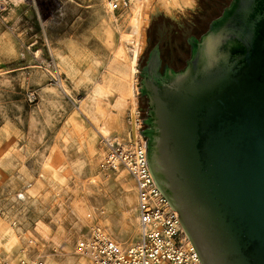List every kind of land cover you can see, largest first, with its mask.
I'll return each mask as SVG.
<instances>
[{
	"label": "rangeland",
	"instance_id": "rangeland-1",
	"mask_svg": "<svg viewBox=\"0 0 264 264\" xmlns=\"http://www.w3.org/2000/svg\"><path fill=\"white\" fill-rule=\"evenodd\" d=\"M107 1L0 0V258L9 264L35 258L78 264L77 256L62 253L66 233L74 249L90 232H72L74 193L88 197L103 228L105 216L122 223L125 207L134 208L132 178L99 167L106 140L98 129L104 117H113L109 109L127 82L121 76L134 38L128 19L139 0L115 10L116 23L104 20L112 13ZM230 2L192 0L169 14L159 8L146 13L131 79L137 142L148 139L141 132L148 128L142 122L147 98L139 88L149 51L157 43L163 64L183 69L191 55L187 39L199 41ZM131 119L128 107L124 120ZM130 215V235H111L122 245L137 238L135 211Z\"/></svg>",
	"mask_w": 264,
	"mask_h": 264
},
{
	"label": "water",
	"instance_id": "water-1",
	"mask_svg": "<svg viewBox=\"0 0 264 264\" xmlns=\"http://www.w3.org/2000/svg\"><path fill=\"white\" fill-rule=\"evenodd\" d=\"M211 23L179 71L148 53L145 163L200 264H264V0Z\"/></svg>",
	"mask_w": 264,
	"mask_h": 264
},
{
	"label": "built area",
	"instance_id": "built-area-1",
	"mask_svg": "<svg viewBox=\"0 0 264 264\" xmlns=\"http://www.w3.org/2000/svg\"><path fill=\"white\" fill-rule=\"evenodd\" d=\"M128 0H108L110 11L124 10ZM99 167L108 172L124 170L135 187L137 238L129 245L114 241L101 226L91 228L77 242V255L85 264H200L183 231L178 214L155 186L145 163V143L122 144L106 140ZM40 258L20 259L16 264H42ZM0 264H9L0 258Z\"/></svg>",
	"mask_w": 264,
	"mask_h": 264
},
{
	"label": "bare ground",
	"instance_id": "bare-ground-1",
	"mask_svg": "<svg viewBox=\"0 0 264 264\" xmlns=\"http://www.w3.org/2000/svg\"><path fill=\"white\" fill-rule=\"evenodd\" d=\"M191 6H192V0H139V2H137L131 8V16H129L130 18L128 20L130 21V24L133 28V34H134V38L132 39L133 49H132V55L127 65V70L122 71L123 73L121 76L128 83L126 82L125 83L126 85L122 84V86H120V88L117 89L118 90L117 97L111 106L113 110L109 109L111 112H113L114 114V115L112 114L113 117L110 119H106V117H104V120L102 119V122L99 125L98 130L100 131L101 136L105 140L110 141V139H113L122 144H127V145L133 144L134 145L137 143V140H138L137 138L139 137V134L137 132V128H138V122L136 121L137 116L135 115L136 113L135 97L133 93L135 88H134V85L131 83V79L136 72L134 63H135L137 54L140 50V42L143 37L142 29L145 25V21L147 17L146 13L149 10L152 11V9L159 8L163 10L165 13L169 14L175 10H182L184 8L191 7ZM115 14L116 13L112 11V13L109 14L108 18H105L104 20L108 23H116L117 18ZM130 37L131 35L127 36L129 40H130ZM128 107L130 108V114L132 118L129 124H127V122L124 120V112L126 108ZM109 110L104 109L103 111H109ZM120 175L122 176L125 174L121 172ZM131 196L135 198V192H133ZM127 202L129 204V201ZM71 206H72L71 209H72L73 215L75 216L74 222L72 224L73 233L79 234L80 230H82L83 227H88V228L90 227V230H91V228L98 225L95 223L101 222L99 217H95L97 216V214L95 212V209H93L94 206L92 207L87 196L81 197L78 195V193H74ZM125 208L126 209L123 210V222L122 223H118L117 221L112 220L110 217L105 216L104 226L106 228L105 227L104 228L102 227V228L105 230V232L108 235H110L111 238H112L111 235H114L116 239L118 238L124 239L125 237L130 235V228L125 223V220H127L128 216L130 215L131 210L135 211V204H134V208L132 209L127 208V207ZM104 211H106V209ZM104 211H101L99 214H104ZM58 232H60L59 229H58ZM60 235L61 236L65 235V232H61ZM66 236L68 237L69 234L66 233L65 237ZM67 237H66L67 244L64 246L62 253L69 254L72 256H77L78 257L77 263L85 264V258L77 255V252H78L77 245L74 249H71L70 243H69V237L68 238ZM112 239L116 241L114 238Z\"/></svg>",
	"mask_w": 264,
	"mask_h": 264
},
{
	"label": "flooded vegetation",
	"instance_id": "flooded-vegetation-1",
	"mask_svg": "<svg viewBox=\"0 0 264 264\" xmlns=\"http://www.w3.org/2000/svg\"><path fill=\"white\" fill-rule=\"evenodd\" d=\"M225 9V8H224ZM212 24V23H211ZM210 24V25H211ZM192 40V39H191ZM190 40V43L192 42ZM191 45H192V43H191ZM154 47H156V49H157V61H158V63H157V66H156V68H155V71H153V75L154 76H159V75H162L163 74V72H164V70L166 69V68H169L168 67V65H165V64H163V62H162V52H161V50H160V48H159V46L158 45H155ZM153 47V48H154ZM152 48V49H153ZM149 54H150V52H149ZM149 56V55H148ZM142 74H143V68H142V71H141V77H142ZM142 85V84H141ZM145 95V97L147 98V107H148V111H149V102H148V96H147V94L146 93H143L142 91H141V96H144ZM148 111H147V119H146V123H147V125H148V129L146 130V134H147V131L151 128L150 127V124H149V122H148V117H149V113H148ZM147 137H148V134H147ZM149 138V137H148Z\"/></svg>",
	"mask_w": 264,
	"mask_h": 264
},
{
	"label": "crops",
	"instance_id": "crops-1",
	"mask_svg": "<svg viewBox=\"0 0 264 264\" xmlns=\"http://www.w3.org/2000/svg\"><path fill=\"white\" fill-rule=\"evenodd\" d=\"M112 12V11H111Z\"/></svg>",
	"mask_w": 264,
	"mask_h": 264
}]
</instances>
